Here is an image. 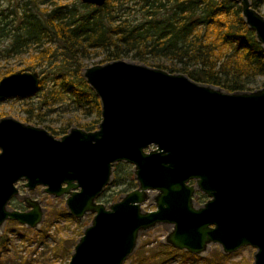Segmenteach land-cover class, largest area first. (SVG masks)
<instances>
[{"label":"water","instance_id":"obj_1","mask_svg":"<svg viewBox=\"0 0 264 264\" xmlns=\"http://www.w3.org/2000/svg\"><path fill=\"white\" fill-rule=\"evenodd\" d=\"M101 7L105 0H80ZM245 25L264 50V15L250 0H237ZM99 99L97 129H71L56 139L46 130L0 119V226L6 220L34 228L36 202L9 208L17 184L66 196L74 218L93 213L68 264H123L141 231L173 226L167 242L200 254L208 244L224 253L256 249L264 264V87L226 93L181 74L122 60L83 70ZM37 73L17 72L0 80V101L33 95ZM133 166L137 189L104 207L96 199L112 179L113 166ZM194 182V185H189ZM208 197L194 205L195 190ZM149 192L156 208L143 212Z\"/></svg>","mask_w":264,"mask_h":264},{"label":"trees","instance_id":"obj_2","mask_svg":"<svg viewBox=\"0 0 264 264\" xmlns=\"http://www.w3.org/2000/svg\"><path fill=\"white\" fill-rule=\"evenodd\" d=\"M7 1L6 8L0 6V61L28 54L32 61L21 72L39 68L37 93L49 89L45 100L67 98L85 116H95L76 126L86 132L101 120L99 99L81 75L84 62L95 54L102 55L101 64L129 60L227 93L253 91L264 77V50L236 0H105L101 7L81 1ZM250 1L260 13L264 0ZM10 74V69L0 71V80ZM114 166L115 177L124 165Z\"/></svg>","mask_w":264,"mask_h":264},{"label":"rangeland","instance_id":"obj_3","mask_svg":"<svg viewBox=\"0 0 264 264\" xmlns=\"http://www.w3.org/2000/svg\"><path fill=\"white\" fill-rule=\"evenodd\" d=\"M76 1L80 0H60L57 2L71 4ZM0 6L2 9L6 8L8 1L0 0ZM259 11L264 15V7H261ZM101 56L99 54L92 55L89 60L84 62L85 69L95 65H103L100 63ZM31 61L28 54L0 61V71L10 69L13 73L21 72ZM122 61L134 63L129 60ZM31 73H37L40 79L39 68ZM257 81L258 84L253 88V91L263 88L264 77L257 79ZM50 86L51 84L48 85V87ZM48 90L45 89L40 93L36 91L33 95L23 99L11 98L0 101L2 118H11L22 124L42 128L57 139L63 136L58 135L61 130H66L65 134H67L71 129L77 128L76 126H82L95 120L94 115L85 116L86 114H82V110L76 108V105L70 104L67 98L64 102L58 103L45 100L44 95ZM26 111L31 113L29 120H26L28 117ZM37 117L41 119V122H37ZM122 164L124 166L118 169L122 171H117L115 177V166H113L111 182L96 199L97 204H102L107 208L120 201L128 193L123 190L128 183L132 182V179L134 180V183L132 182L134 187L130 191L137 189L133 166L127 163ZM129 171L131 176L126 174ZM23 184L24 181L17 184L18 196L14 197L8 206L12 210L26 212L30 209L27 201L36 202L42 212L41 221L34 228L12 220H6L0 226V264H68L74 246L85 228L91 224L94 214L86 213L82 218H74L66 208V196L52 197L44 192L43 187L27 190ZM190 184L194 185L195 183L190 182ZM194 193V205L202 206L208 201V197L198 189ZM156 195V192L147 194V199L141 205L143 212L155 210ZM172 230V225L158 224L141 231L137 236L133 252L123 264H253L254 262L256 249L250 246L240 248L229 254L224 253L217 244H208L200 254H191L184 250L175 249L167 242V237Z\"/></svg>","mask_w":264,"mask_h":264},{"label":"flooded vegetation","instance_id":"obj_4","mask_svg":"<svg viewBox=\"0 0 264 264\" xmlns=\"http://www.w3.org/2000/svg\"><path fill=\"white\" fill-rule=\"evenodd\" d=\"M250 3H251V1H250ZM92 132V131H91ZM65 135V134H64ZM62 137V136H61ZM57 139V138H56ZM189 185H191L190 183H189ZM194 196H195V193H194ZM12 201V200H11ZM17 211V210H16Z\"/></svg>","mask_w":264,"mask_h":264},{"label":"bare ground","instance_id":"obj_5","mask_svg":"<svg viewBox=\"0 0 264 264\" xmlns=\"http://www.w3.org/2000/svg\"><path fill=\"white\" fill-rule=\"evenodd\" d=\"M157 194V193H156Z\"/></svg>","mask_w":264,"mask_h":264}]
</instances>
